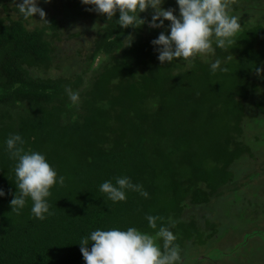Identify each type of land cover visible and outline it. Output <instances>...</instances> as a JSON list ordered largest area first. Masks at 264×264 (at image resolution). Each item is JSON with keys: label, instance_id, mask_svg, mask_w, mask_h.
I'll list each match as a JSON object with an SVG mask.
<instances>
[{"label": "trees", "instance_id": "1", "mask_svg": "<svg viewBox=\"0 0 264 264\" xmlns=\"http://www.w3.org/2000/svg\"><path fill=\"white\" fill-rule=\"evenodd\" d=\"M262 6L264 0H234L230 11L242 26L237 44L198 58L192 69L180 60H158L152 41L169 34L170 22L124 29L115 22L119 13L111 22L100 14L102 25L81 73L48 78L57 59L58 19L31 29L18 7L14 15L3 5L0 189L6 196L0 197V264H85L78 243L91 231L136 227L154 234L170 221L184 264L232 263L234 252L254 240L261 247L247 261L263 264L257 258L264 254V189L254 182L264 178ZM163 7L179 16L176 0ZM251 12L258 16L249 23ZM141 17L150 21L152 10ZM228 55L230 71L213 74L209 61ZM68 89L79 93L78 104ZM10 134H20L25 151L45 154L65 177L63 186L51 190L54 215L45 220L33 216L30 199L20 214L11 209L18 189L17 161L4 145ZM124 176L142 185L148 198L129 191L126 201L113 203L100 192L102 183ZM232 193L238 198L233 204ZM228 211L236 218L229 225L250 232L225 238ZM149 215L160 218L156 230L148 225ZM227 239L234 244L223 250ZM196 248L202 254H194ZM215 249L218 255L210 258Z\"/></svg>", "mask_w": 264, "mask_h": 264}, {"label": "clouds", "instance_id": "2", "mask_svg": "<svg viewBox=\"0 0 264 264\" xmlns=\"http://www.w3.org/2000/svg\"><path fill=\"white\" fill-rule=\"evenodd\" d=\"M50 3L51 0H46ZM82 4L92 6L89 11L105 15L109 22L119 13L115 22L124 29H140L147 23L150 28H163L168 21L169 34L161 32L152 41L161 63H174L177 60L189 69L194 68L195 61L215 57L217 49L228 52L237 44L236 36L242 26L240 18L230 9L234 0H176L179 16L174 9L163 7L166 0H81ZM19 13L25 21H31L38 14L40 21L46 20V12L38 6V0H22L18 5ZM152 10L150 21L141 17L142 13ZM106 25V24H105ZM96 27V26H95ZM131 45V44H130ZM231 55L222 60L209 61L213 74L217 71L227 73L230 68L227 61ZM69 99L78 104V92L67 90ZM25 141L20 134H10L4 141L10 159L16 160V182L18 189L10 201L12 211L20 214L27 201H32L31 213L39 220L54 215L49 198L52 188L63 186L65 177L58 175L45 154L38 151H25ZM108 200L119 203L127 200L129 191L139 192L148 198L149 193L142 185L135 184L127 176L116 177L115 184L105 181L99 187ZM6 193L0 189V197ZM151 229L158 228L159 217L147 216ZM175 221L168 226L161 224L154 234L143 232L136 227L122 230L112 227L107 230L96 229L82 237L80 251L85 264H183L181 248L176 243L177 235L171 230ZM158 241H163L161 245ZM91 245L89 248L88 246Z\"/></svg>", "mask_w": 264, "mask_h": 264}, {"label": "rangeland", "instance_id": "3", "mask_svg": "<svg viewBox=\"0 0 264 264\" xmlns=\"http://www.w3.org/2000/svg\"><path fill=\"white\" fill-rule=\"evenodd\" d=\"M167 2L168 0H166L165 4ZM20 3H22V0H0V17L5 16L3 5H7L10 8L9 12L11 14H14L12 12V9L14 7H18ZM38 6L44 9V11L46 12L47 21H40L41 18L37 14L35 18H33L31 22L29 23V28L33 29L35 27L48 26L52 18H57L60 23V27H61L58 32V35L55 38L56 45L58 48L55 52L57 59L55 61L54 68H52V71L48 73L47 77L48 78H60L61 76L63 77L66 76V77H71V78L76 77V75L80 74L81 71L83 70L87 54H89L92 50V45L96 38L95 29H97L98 27L102 25L101 22H99L100 14H97L94 11H89L88 9L91 8L92 6L82 4L81 0H51L50 3L46 2V0H38ZM262 7H260L259 9L262 8L261 10L264 11V6ZM251 13L246 14L247 15L246 20L248 19L249 23L256 20L258 16V15L255 16V13H252V14ZM13 17H16V16H13ZM263 21L264 19L262 20V22ZM76 32H80L81 35L77 37L73 36V34ZM49 34L50 36H52L53 32L50 30ZM101 60L102 58L96 59L92 68H96ZM259 180L260 182L257 180L254 181L256 184L255 187L258 189L261 186L264 189V186H263L264 184L261 183L262 181H264V178L259 179ZM249 194L252 197H254V191ZM236 197H237L236 193L230 194V199H231L232 204L236 200H238V198L236 199ZM231 212L232 213L228 211L226 213L227 223H226V226L223 225V228L225 229L223 230V235H225L226 231L229 230L228 234L225 235V238H228V239L229 238H240L245 233L250 232V231H246L247 228L245 227L235 228V226L229 225L230 223H233V224L236 223V218L233 219V216H234L233 211ZM252 225L253 223L249 224V226H252ZM252 237H250V239ZM228 239L223 242V250L231 248L234 244L233 241H230ZM253 240L254 239H252V241ZM247 242L248 241H246V243ZM260 247H261L260 242L257 240H254L253 242H249L246 249L242 248L241 250L239 251L236 250L234 252L235 253V257H234L235 263L232 262L229 264H250L248 263L247 260L250 259V255L254 253L255 250H257ZM194 250H195L194 254H197V255H199L200 253L202 254V251H203V249L197 250V248ZM217 252H219V250L217 249L212 250L210 253H208V256H210V258L212 257L215 258V255H218ZM259 256L260 258H257V259L264 258L263 253H260ZM185 264H193V263L191 261H187V263Z\"/></svg>", "mask_w": 264, "mask_h": 264}]
</instances>
